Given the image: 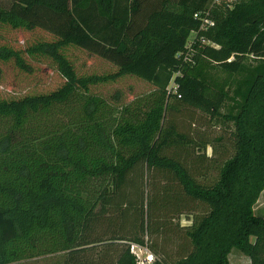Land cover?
Here are the masks:
<instances>
[{
  "label": "trees",
  "instance_id": "1",
  "mask_svg": "<svg viewBox=\"0 0 264 264\" xmlns=\"http://www.w3.org/2000/svg\"><path fill=\"white\" fill-rule=\"evenodd\" d=\"M208 1L14 0L0 8V77L6 64L29 75L43 61L61 78L49 91L0 97V264L58 252L65 264H137L128 244L144 245L143 233L181 214V198L206 208L184 229L191 249L150 264H229L231 248L264 264V217L254 212L264 189V0L210 11ZM205 18L213 24L201 28ZM31 32L38 35L24 37ZM192 32L193 58L240 75L231 93L193 74L184 59ZM69 48L114 69L76 73ZM126 77L151 88L127 103L99 91ZM183 105L233 123L232 154L212 182L165 152L192 143L187 121L175 120ZM149 169L170 174L182 197L151 191L145 207ZM102 222L113 228L107 243L92 236ZM98 244L99 257L81 260Z\"/></svg>",
  "mask_w": 264,
  "mask_h": 264
},
{
  "label": "rangeland",
  "instance_id": "2",
  "mask_svg": "<svg viewBox=\"0 0 264 264\" xmlns=\"http://www.w3.org/2000/svg\"><path fill=\"white\" fill-rule=\"evenodd\" d=\"M12 1L14 0H0V8H7ZM240 1L243 0H209L205 5V9L210 11L214 6L224 7V5L232 7L234 3ZM196 34V32H192L187 40V50L184 56L185 61L193 68L192 72L197 75L198 78L231 93V89L235 85L237 79L240 78V75L224 71L218 64L204 56L198 55L196 59L193 58L195 57L194 55L198 54V49H193V47H191L192 43L194 44V39L197 36ZM36 35H38L37 32H31L24 37L30 39ZM19 38L20 35L18 33H11L9 35L10 40H18ZM197 39L201 41L200 45H212V42L206 38L199 37ZM67 53L70 61L74 65L76 73L102 74L114 69V66L110 62L100 57L90 55L85 51L69 48ZM246 61L252 62V55H248ZM34 67L31 74L23 75L15 71L9 64L4 65L0 77V97L7 98L27 92L49 91L55 88L61 81V78L53 72L46 63H43V61L35 64ZM150 88L151 86L148 83L140 79L126 77L116 80L115 82L101 84L99 91L108 99L116 98L115 101H118V103H127L147 93ZM229 104L230 102H225V105L221 109L222 113L227 112ZM181 108L182 111L180 110L181 112L179 111L180 113L175 116V120H177V122L182 121L181 119L187 121V123L182 126V129L189 134L192 143L166 150L165 152L174 154L176 158L182 161L198 181L202 183L212 182L217 176L219 165L232 154L233 123L225 121L222 116L213 118L193 107L183 105ZM169 112L172 111L170 110ZM188 119L190 121H188ZM204 144H206L205 147L203 146ZM204 169H206V172L204 171L203 174ZM145 175V207L148 199L151 198L148 197L151 191L153 195L159 197H169L170 195L180 193L178 182L174 180L170 174L156 169H149ZM180 197H182V193H180ZM181 199L184 203L180 206L183 207L181 209L182 213L179 215L175 214L172 216L174 218L171 216H164L162 219L166 225L159 233H143L145 244L139 247L138 245L132 247L133 244H128L130 252L136 257L137 264H140V261L146 259L148 255L152 257V262L157 258L164 259L166 263L173 262L191 249L189 239L185 236L184 229L192 222L193 216L202 214L206 208L199 204L190 203L184 198ZM254 209L257 216L264 217V189L254 205ZM111 210L110 214L112 215L119 213V210L114 207ZM112 229L113 228L108 229L105 222L99 225L95 224V232L92 236L97 240L106 241L105 243H107V241L114 236ZM105 243L104 245H107ZM104 245L98 244L93 246L94 249L82 255L81 260L99 257L102 249L105 247ZM117 252L118 251H116V254ZM227 257L229 264H250L249 259L236 248H231ZM64 259L65 252H58L9 264H65Z\"/></svg>",
  "mask_w": 264,
  "mask_h": 264
},
{
  "label": "built area",
  "instance_id": "3",
  "mask_svg": "<svg viewBox=\"0 0 264 264\" xmlns=\"http://www.w3.org/2000/svg\"><path fill=\"white\" fill-rule=\"evenodd\" d=\"M202 21H203V22H202L203 24L201 25V28H206L207 25H212V24H213V22H212L211 20L206 19V18L203 19ZM202 26H203V27H202ZM174 89H175V87H174ZM135 246H137V244H133V245H132V247H135ZM138 247H139V245H138ZM146 262H147V263H146ZM150 262H152V257H149V255H148L146 259L140 261V264H144V263L149 264Z\"/></svg>",
  "mask_w": 264,
  "mask_h": 264
},
{
  "label": "crops",
  "instance_id": "4",
  "mask_svg": "<svg viewBox=\"0 0 264 264\" xmlns=\"http://www.w3.org/2000/svg\"><path fill=\"white\" fill-rule=\"evenodd\" d=\"M262 193V192H261ZM254 211H255V209H254Z\"/></svg>",
  "mask_w": 264,
  "mask_h": 264
}]
</instances>
